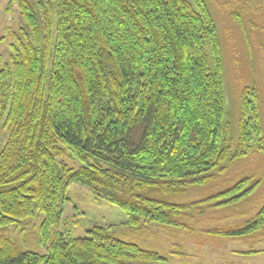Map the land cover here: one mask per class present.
Here are the masks:
<instances>
[{"label":"trees","instance_id":"1","mask_svg":"<svg viewBox=\"0 0 264 264\" xmlns=\"http://www.w3.org/2000/svg\"><path fill=\"white\" fill-rule=\"evenodd\" d=\"M19 9L0 65V229L41 216L46 251L1 236L0 264H165L112 226L75 238L52 230L73 183L120 207L130 227L181 225L185 206L171 197L213 179L261 139L248 89L237 142L230 137L220 42L205 1L19 0ZM257 183L241 178L204 201H239ZM260 230L264 203L216 233Z\"/></svg>","mask_w":264,"mask_h":264},{"label":"rangeland","instance_id":"2","mask_svg":"<svg viewBox=\"0 0 264 264\" xmlns=\"http://www.w3.org/2000/svg\"><path fill=\"white\" fill-rule=\"evenodd\" d=\"M10 1L0 0V65L7 59L13 31L20 26L19 0L9 5ZM204 1L220 42L230 137L237 142L241 98L248 89L249 98L254 93L257 100L261 139L254 136L249 151L226 161L224 171L213 179L171 197V201L185 206L181 225L130 227L120 207L73 183L61 221L52 232L75 238L85 236L93 226H112L115 237L166 256L165 264H264V230L241 238L216 233L252 219L264 203V0ZM5 139L6 133L0 131V148ZM64 161L75 168L79 165L68 157ZM244 177L258 182L250 195L222 206L204 201ZM40 219L36 216L19 227L6 226L0 229V237L22 249L44 253L46 247L39 244Z\"/></svg>","mask_w":264,"mask_h":264}]
</instances>
